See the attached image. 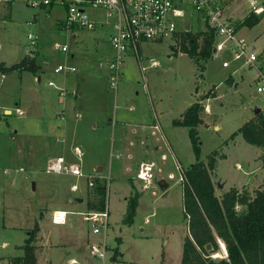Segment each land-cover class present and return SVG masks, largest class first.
<instances>
[{
  "label": "rangeland",
  "instance_id": "1",
  "mask_svg": "<svg viewBox=\"0 0 264 264\" xmlns=\"http://www.w3.org/2000/svg\"><path fill=\"white\" fill-rule=\"evenodd\" d=\"M41 9L33 8L26 0H0V62L10 65L25 56H35L37 64L42 66L41 81L35 77L38 71L22 70L5 75L0 72V260L5 259L0 264H10L18 248L22 254L26 231L35 225L41 229L39 235L51 251L54 264H71L67 261L71 256L79 259L77 247L86 260L83 264H180L182 243L188 233L180 172L196 158L187 128L176 126L173 121L190 103L201 99L204 106L200 112L203 123L198 126L199 161L207 163V156L214 149L225 154L216 161L211 175L216 196L221 197L231 187L243 188L253 195L255 186H264V158L258 157L257 148L247 143L240 133L232 141L228 140L248 118L255 117L257 108L264 115V96L256 92L255 80L258 70L264 71V12L255 26L236 30V36L245 40L247 50L257 56L252 64H246L244 57L234 59L228 41L212 54L201 70L180 51L178 34L141 42L139 58L133 54L125 59L117 89L113 90L108 84L106 66L99 65L106 58L98 60L96 54L108 44L109 30L96 27L66 31L59 26L61 16H58L59 23L55 22L58 9L49 14L46 8ZM186 10L180 20L190 24L186 32H205V23L198 14L190 7ZM247 10L246 0H231L226 15L230 14L237 23L247 15ZM90 14L97 18L102 12L93 10ZM28 34L37 37L34 45L27 39ZM219 41L215 40V47ZM64 43L67 52L57 49L58 44ZM58 63L74 66L78 73L55 72ZM85 71L87 78L84 79ZM74 88L80 92L78 95L74 94ZM208 94L215 96L205 98ZM113 119L118 121L114 130ZM121 119L158 123L157 130L161 126L169 134L175 152L160 139L161 149L157 154L132 159V177L124 179L116 166L123 163L124 171L131 160L125 155L116 157L111 151L119 129L128 131L127 125L119 124ZM92 121L97 123L96 127ZM226 140L228 143L224 144ZM75 145L82 149L80 156L68 150ZM161 153L167 155L166 160L160 158ZM59 155H68L79 163L82 176L50 170ZM70 158L64 159L69 163ZM152 158L157 167L152 182L146 187L136 178V172L140 161ZM97 167L103 170L98 172ZM248 170L255 173L251 179L245 174ZM260 177L258 186L255 181ZM91 178L106 186L109 257L104 263L96 260L89 248L101 236L92 233L90 224L79 213L87 210V200L93 195L87 187ZM252 179L255 183L249 184ZM75 184L78 190L73 191L70 187ZM134 194L139 195L138 206L132 223L126 225L127 205ZM76 196L81 200L75 199ZM53 209L70 211L67 224L52 223ZM87 233L92 234L88 240ZM60 241L65 244L53 245ZM36 243L37 238L33 241L37 264H49L43 246ZM215 253L211 256L215 257Z\"/></svg>",
  "mask_w": 264,
  "mask_h": 264
},
{
  "label": "trees",
  "instance_id": "2",
  "mask_svg": "<svg viewBox=\"0 0 264 264\" xmlns=\"http://www.w3.org/2000/svg\"><path fill=\"white\" fill-rule=\"evenodd\" d=\"M262 2L264 4V0ZM260 15L254 13L245 15L235 23V29L255 26L260 21ZM179 36L180 51L203 70L215 47L216 37L213 30L208 29L198 34L184 32ZM36 68L35 56H25L8 66L0 62L2 74L22 70L35 72ZM213 96L215 94H208L205 98ZM203 109L201 99H198L183 111L180 118L173 121L174 125L187 128L190 145L196 158V161L182 173V202L188 233L182 243L180 264H264V188L255 189L253 195H250L243 188L240 190L231 187L223 192L221 197L216 196L211 175L217 158H224L225 154L214 149L208 154L207 163L199 161L201 141L198 126L203 123L200 115ZM238 133L247 143L260 147L264 158V115L261 111L232 132L228 140H232ZM228 140L224 141V144H227ZM91 191L93 195L87 200V209L102 210L106 199L105 184L95 180ZM138 197V194H134L129 199L124 217L126 225L133 221ZM237 206L240 208L237 209ZM37 230L38 226L35 225L28 231L22 246V254L12 257L10 264H37L33 245ZM220 243L224 245L226 255ZM215 252H221L223 255L212 257L211 254ZM115 255L114 253L112 257L115 258Z\"/></svg>",
  "mask_w": 264,
  "mask_h": 264
},
{
  "label": "built area",
  "instance_id": "3",
  "mask_svg": "<svg viewBox=\"0 0 264 264\" xmlns=\"http://www.w3.org/2000/svg\"><path fill=\"white\" fill-rule=\"evenodd\" d=\"M231 0H26L33 8L59 9L61 22L59 26L68 31L76 29L93 30L96 27L109 30V48L111 54L106 60L100 62V66H106L109 87L117 89L121 78V67L127 53L132 52L139 58L140 43L149 40H162L166 37L188 31L185 26L188 23L180 22L187 13L186 7H190L198 14L200 20L205 23L206 29L213 30L216 40H220L213 51L222 49L228 41L229 48L233 51L234 59L245 58V63L250 65L256 61L255 53L247 50V44L241 37L236 36L235 22L231 15H226V9ZM248 4L247 15L254 13L260 15L264 12L262 0H246ZM42 10V9H41ZM102 12L100 17H92L90 11ZM190 26V24H189ZM75 36V34H73ZM30 44L34 45L37 37L27 35ZM57 48L67 52L66 44H58ZM223 66H227L223 62ZM68 70L74 72V66L58 64L55 72ZM256 80V92L264 96V71L258 70ZM51 85V83H49ZM264 110V107L262 108ZM19 111V110H18ZM159 129L158 123L153 125ZM79 156L80 151L74 148ZM161 159H167L166 154ZM178 164V163H177ZM157 164L153 160L141 161L138 165L136 178L148 186L154 178V170ZM179 169L181 166L178 164ZM159 167L157 170L159 171ZM50 170L56 173H67L76 177L82 176L81 165L77 162H66L63 156L55 158ZM182 170V169H181ZM183 173V170L180 174ZM172 175H169L171 177ZM182 179V175H181ZM95 181L91 178L87 187L93 188ZM72 190L77 185L71 186ZM70 211L54 210L51 214V221L54 224H65ZM83 219L91 226L92 233L100 235L101 238L90 243V254L102 262L108 257V225L109 211L105 204L102 210H87L81 212Z\"/></svg>",
  "mask_w": 264,
  "mask_h": 264
},
{
  "label": "crops",
  "instance_id": "4",
  "mask_svg": "<svg viewBox=\"0 0 264 264\" xmlns=\"http://www.w3.org/2000/svg\"><path fill=\"white\" fill-rule=\"evenodd\" d=\"M53 10H55V9H47V10H45V11H47V14H49L50 12H52ZM58 12H59V14H57L56 16H54V19H55V22H57V23H59V20H58V16H61V14H62V12L58 9ZM65 44V43H64ZM105 48H107L105 51H104V49ZM108 48H109V42H108V44L106 45V47H101V49H100V51L99 52H97L96 54H97V57L99 58L98 60H101V59H105V58H107V57H109L110 56V52H109V50H108ZM58 49V48H57ZM110 49V48H109ZM46 50V49H45ZM59 50V49H58ZM59 51H61V50H59ZM97 51V50H96ZM106 52V53H105ZM52 53V52H51ZM109 53V54H108ZM213 53H214V51H213ZM129 55H133V53L132 52H128L127 53V55H126V58L129 56ZM125 58V59H126ZM35 60H36V58H35ZM2 62V61H1ZM4 63V62H3ZM125 63V62H124ZM5 64V63H4ZM13 64V63H12ZM36 64H37V62H36ZM58 64H60V63H58ZM11 65V64H10ZM6 66H8V65H6ZM56 67V66H55ZM41 70H42V66L41 65H38L37 64V68H36V71H35V73H37V71H38V73L35 75V77L37 78V80L38 81H41V79H42V76H41V74L39 73V72H41ZM15 72V71H14ZM75 73H78V69H76L75 71H74ZM34 73V72H33ZM86 73H87V71H85V73H84V79H85V75H86ZM10 74V73H9ZM2 75H5V74H2ZM87 78V77H86ZM81 79V78H80ZM82 80V79H81ZM80 80V81H81ZM79 84V83H78ZM85 84H87V82L85 83ZM74 94L75 95H78L80 92H78V89L77 88H74ZM215 98V97H214ZM203 101V103H204V100H202ZM191 104V103H190ZM189 104V105H190ZM188 105V106H189ZM187 106V107H188ZM186 107V108H187ZM185 108V109H186ZM184 109V110H185ZM209 109V108H208ZM21 109L19 108V111H20ZM65 110V109H64ZM63 110V111H64ZM7 111V110H6ZM9 111V110H8ZM207 111H209V110H207ZM211 111V110H210ZM183 112H181V114H182ZM181 114H180V117H181ZM179 117V118H180ZM202 117V116H201ZM253 117V115L250 117V118H248V120L249 119H251ZM156 119H157V117H155ZM202 119H203V117H202ZM114 121V124L112 125V129L114 130L115 129V125L118 123V121H116V119H113ZM124 119H121L120 120V122H119V124L121 125V126H123V125H127L128 126V131L126 132L125 130L126 129H124V130H121V128L119 129V131H120V133H119V136H118V138H117V141H116V144L114 143V145H112V149H111V151H113V152H115V156L116 157H121V156H128V158H130V160H131V162L130 163H128L126 166H125V168H124V171L121 169V167H122V164L123 163H121V162H119L118 164H117V166H116V168L119 166V171H120V175L122 174V177L124 178V179H126L125 177H127V176H130V178L132 177L131 175H130V172L132 171V168H133V166H134V161L132 160V159H134L135 158V161L136 160H138L139 158H141V157H143V156H147L148 154L151 156V157H153V156H155L156 154H157V152H158V150H160L161 149V145L160 144H158V142H159V140L160 139H164L165 140V142H166V145L167 146H169L170 148H171V150L173 151V152H175L174 151V148H173V143H172V140L169 138V134L167 133L166 134V132H164V129L160 126V128H161V130H157V129H155V128H153V124H147V123H136V122H128V121H123ZM248 120H246V121H248ZM245 121V122H246ZM244 122V123H245ZM243 123V124H244ZM91 124H92V126L93 127H96L97 126V123L95 122V121H92L91 122ZM176 126H178V125H176ZM240 127V126H239ZM238 127V128H239ZM215 128H218L217 126H215ZM151 137V138H150ZM138 139H140V141H138ZM147 140H148V143H146L147 142ZM233 140V139H232ZM231 140V141H232ZM165 145V144H164ZM254 146V145H253ZM75 147H77L78 148V150L80 151V155H81V152H82V149L79 147V146H77V145H75V146H73L72 148H70V149H68L69 151H72V152H75V150H74V148ZM254 147H256L257 148V150H258V152H259V155H258V157L261 155H263V151H262V149L260 148V147H257V146H254ZM65 151H67V150H65ZM76 153V152H75ZM83 153V152H82ZM261 153V154H260ZM67 154H69V153H67ZM162 154H165V153H161L160 154V158H161V155ZM48 155V152L47 153H45V154H43V156H47ZM77 155V154H76ZM79 155V156H80ZM59 156H62V155H59ZM78 156V155H77ZM64 157V156H63ZM65 157H67V158H70L68 155H65ZM64 157V158H65ZM48 158V157H47ZM260 158V157H259ZM219 158H217V160H218ZM152 160H154L153 158H152ZM163 160V159H162ZM166 160V159H165ZM70 162H75V161H72V159L70 158V160H69ZM141 162V161H140ZM139 162V163H140ZM260 162V159H259V161H258V163ZM137 163V162H136ZM135 163V164H136ZM258 166H260V163H259V165ZM238 167H240V165L238 164ZM261 167V166H260ZM103 167H97V171L98 172H101L103 169H102ZM116 168H115V170H116ZM124 174V175H123ZM245 174L248 176V179H251V176H253L255 173H253V172H251L250 170H248V171H245ZM100 177H103L102 175H99ZM260 176H261V174H260ZM97 177V176H96ZM258 179H260V181H257ZM255 182H257V184L256 185H260V182L262 181V177H260V178H258ZM255 182H253V179H252V182H250V180H249V184H251V183H255ZM76 185V184H75ZM71 188V187H70ZM255 189H260V188H264V187H254ZM72 190V189H71ZM76 190H78V186H77V189ZM73 191H75V190H73ZM75 199H77V200H81V198H79V196H76V197H74ZM126 198H127V194H125V196H124V199H125V201H126ZM71 199V198H70ZM70 199H69V201H70ZM139 199V198H138ZM137 206H138V202H137ZM137 209V208H136ZM54 210H65V209H53L52 210V212L54 211ZM88 210V209H87ZM87 210H85V211H87ZM68 211V210H67ZM79 213H81V211L79 212ZM52 214V213H51ZM84 220V219H83ZM69 221V217L67 216V222ZM72 221V225H74V221L73 220H71ZM70 221V222H71ZM85 221V220H84ZM67 222L65 223V224H67ZM88 223V222H87ZM65 224H58V225H65ZM89 224V223H88ZM38 230H41L40 229V227L38 226ZM37 230V231H38ZM92 231V230H91ZM27 234H28V232L26 231V235H25V237L27 236ZM36 236H35V238H37V243L38 244H40V245H42L43 246V250L46 252V258L48 259V263L49 264H54V261H53V259L51 258V255H52V253H51V251L50 250H48V246H46V244H44L45 243V240H44V242H42V239H41V236L39 235V231L38 232H36ZM94 234V233H93ZM95 235V234H94ZM90 236H92V234H90V233H87V236H86V240H88L89 238H90ZM25 237H24V239H25ZM23 239V240H24ZM68 242V241H67ZM36 243V244H37ZM4 244H6V246H8V244L7 243H4ZM19 245H20V243H18ZM18 244H16L17 246H18ZM63 244H65L64 242H57V243H54L53 245L54 246H62ZM40 250H41V252H42V249L40 248ZM76 251H77V255H79V259H77L78 257H73V256H71V257H68L67 258V261H69L71 264L73 263V264H79V262L81 261V263L83 264V263H86V260H84L82 257H81V254H80V250H79V248L77 247V249H76ZM19 252V253H18ZM15 253V254H14ZM13 254L14 255H19V254H21V248H18L17 249V252H14ZM66 255V254H65ZM5 257H7V256H5ZM41 257V256H40ZM109 257V256H108ZM1 258H3V257H1ZM38 259H39V256H38ZM97 260V259H96ZM114 260V259H113ZM2 263L3 262H5V259H1L0 260ZM99 261V260H98ZM104 263V262H103Z\"/></svg>",
  "mask_w": 264,
  "mask_h": 264
},
{
  "label": "water",
  "instance_id": "5",
  "mask_svg": "<svg viewBox=\"0 0 264 264\" xmlns=\"http://www.w3.org/2000/svg\"><path fill=\"white\" fill-rule=\"evenodd\" d=\"M185 28L188 30V29L190 28L189 24H187V25L185 26ZM258 112H260V108H257V109L255 110V113H256V114H257ZM7 113H9L8 110H7ZM220 246H221V249H222L223 253L226 255V251H225L224 245H223L222 243H220ZM207 248H209V245H207Z\"/></svg>",
  "mask_w": 264,
  "mask_h": 264
},
{
  "label": "bare ground",
  "instance_id": "6",
  "mask_svg": "<svg viewBox=\"0 0 264 264\" xmlns=\"http://www.w3.org/2000/svg\"><path fill=\"white\" fill-rule=\"evenodd\" d=\"M18 112H21V111H18ZM220 254L217 252L215 253V257H218Z\"/></svg>",
  "mask_w": 264,
  "mask_h": 264
}]
</instances>
